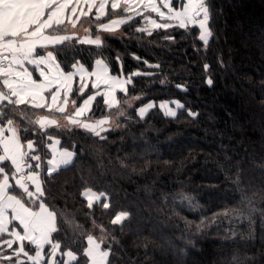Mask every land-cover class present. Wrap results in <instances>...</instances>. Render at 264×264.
Segmentation results:
<instances>
[{
  "label": "trees",
  "instance_id": "obj_1",
  "mask_svg": "<svg viewBox=\"0 0 264 264\" xmlns=\"http://www.w3.org/2000/svg\"><path fill=\"white\" fill-rule=\"evenodd\" d=\"M204 4L207 44L196 24L149 31L143 15L128 20L109 7L94 21L101 26L121 14L117 34H102L98 44L65 39L53 46L64 72L76 63L91 70L102 59L111 75L126 78L115 106L96 93L88 112L97 121L121 108L116 127H43L32 120L41 109L1 103L0 124L11 119L21 141H32L25 171L39 173L42 191L33 198L21 190L17 162L7 159H0V181L7 176L6 192L30 211L41 202L54 213L57 264H89L90 235L108 252L105 264H264V0ZM89 29L96 35L95 25ZM53 138L73 157L48 172ZM89 192L97 200L89 202ZM24 226L11 219L0 240ZM17 247L0 246V264H33L16 258ZM68 251L74 257L66 263ZM42 253L46 264L49 244Z\"/></svg>",
  "mask_w": 264,
  "mask_h": 264
},
{
  "label": "rangeland",
  "instance_id": "obj_2",
  "mask_svg": "<svg viewBox=\"0 0 264 264\" xmlns=\"http://www.w3.org/2000/svg\"><path fill=\"white\" fill-rule=\"evenodd\" d=\"M16 1L18 2L15 3ZM172 1L173 0H75L74 3L73 0H1L0 26L1 29L5 30L4 32H7L6 35H8L3 38L0 37V59H5L7 61V66L4 68H0V81L3 78L5 80L0 82V92L11 99L8 102L16 105V103H14L12 100V97L16 95L15 88L17 89L16 91L20 95H22L24 85L21 83H25L27 80L26 78L31 76L30 71L29 73H23L17 80L13 79L14 76L9 77L4 73H6V71L11 68L21 67V65L26 66L24 60H29L30 63L33 64L32 67L34 70L31 69V73H33L34 71L36 72V70H40L44 66H50L51 70L53 71V68L50 64H53L54 59L56 60L53 51V45H57L58 42H55V40L62 42L65 39H75L86 44H98L101 41L102 34H117L123 20L121 14L113 15L107 21L102 23L101 26H99V23L97 21H94L96 20V18L106 16V11L107 8L109 10V7L111 8L110 10L115 9L117 11L125 12V16L123 17H127L126 19L128 20L131 17L143 15L144 25L149 31L157 27H168L171 25H179L184 27L188 24H196L199 28L200 39L202 35L207 36L205 28H208V14L206 5L204 4V0H178L177 5L181 4V9H176L172 5ZM28 8H30V10H27ZM10 14H13L12 19L8 17ZM5 16H7L8 18L6 17L5 22L1 23L3 22ZM90 17L93 18V20H91ZM91 23L96 26V35L94 36L90 34L89 26L91 25ZM11 24L13 27L11 26ZM36 25H38L37 28L42 34H44L43 37L45 38L40 43L41 45L39 47L36 48L34 46H31L30 48H24L20 45H17V47L13 46L16 41L17 44H19L21 40L27 37L30 38L28 36L29 31L32 28L36 27ZM27 32L28 34L24 35ZM32 34H34V32H32ZM33 37V42H36L37 36L35 35ZM28 50H31V53H28ZM18 53H21V55L19 56ZM19 61L20 65H17ZM77 66L83 67L81 64L79 65L76 63L74 64L72 70H75V67ZM26 67L30 69L29 66ZM91 70L86 71L89 73V71ZM94 73L96 76L94 80H92L97 83V88L89 86L85 87L86 85H83L85 81H81L83 78L81 73L78 74V77H75L73 88L70 90V96L73 97V107L71 108V110L66 109V112L64 114L70 117L68 118V120L64 116L55 118V114H63L61 112L52 111L51 109L46 110L44 107H39V105L36 106V103L34 102L26 101V103L22 105H33L37 109H41L42 111H44L43 113H36L35 116L32 117V120L34 122L43 127H46L48 125H56L60 127L64 126L65 124L77 125V122H80V124L82 123L85 128L91 131L103 130L106 126L116 127V116L121 114V108L118 109L115 116L108 119L103 118L97 121L87 119L89 111L87 112L86 108H82L78 112L75 108V105H79L84 97L87 96L85 91L88 89L92 91L89 92L90 94H100L103 97L105 105L107 107L108 105H113L116 103L118 91H125L127 83L126 78L123 76L111 75L108 71L106 63L102 59H97L95 61L93 74ZM77 95H82V98H78ZM126 102L127 104L131 105L135 102V98L131 97L127 99ZM150 106L151 104L140 107L139 114H144ZM159 106L163 109L165 108L166 114L173 115L175 112L166 102L159 103ZM26 109L27 107L25 108V110ZM70 111H73L75 114L72 115ZM7 122L0 125L3 128L7 126V130L10 131L12 135L10 136L8 134L9 132H7V135L0 133V141H4V146H6L5 150L8 152L10 149H15L17 146H19L20 148V142L15 140H18V136L20 141L21 138L20 128L18 127L19 125L14 123V121H12L11 119H9ZM56 122L57 124H54ZM1 126L0 129L2 128ZM12 131H15L16 135H14ZM9 154H11V156L6 157L8 159H13V156H18L15 152H10ZM27 156L28 153L24 154L22 160H25ZM21 174L24 175L23 173ZM21 178L22 177L20 176H16V178H14L16 185L20 183ZM9 185L10 182L7 176L3 181H0V200H2L5 205H10L12 203L10 202V200H12V198H15L12 197L13 195H10L6 192ZM17 186L21 190L22 187H25L24 190L29 191L28 194H30V197L34 193V188L32 186L28 187L26 183L24 185L19 184ZM28 188H30V190ZM92 196H89V194H87L86 197L89 202L94 201V199L96 198ZM15 199L18 200L17 198ZM95 200H97V198ZM38 209L39 206L34 211H30V209L27 208L28 211L26 210V214H17L18 216L23 218L22 221H24V223L26 221L27 224V221L28 223L30 222L33 216H35V213L38 211ZM39 217L44 223L47 222L46 224H49V222L55 219L54 213L49 209L47 211H44L42 209V212L39 213ZM53 230L54 224L52 227V231ZM5 231L0 232V237L2 236L1 233H5ZM52 231H50V235ZM10 236L11 238L0 240V246H3L7 249L11 248L12 250L13 242H16L18 247L17 249L15 248L13 250L17 256L16 258H18L19 256L22 257L24 255L33 264H44L40 260L44 257L42 253L44 247L49 244V256L46 264H57L55 255L58 253V244L55 242H51V236L47 238L48 242L45 244L44 241H38V237L33 238L34 240L29 239L27 232L23 229L19 230L14 228ZM22 241H28L30 247L35 248V252L29 254L28 252L23 250L24 245ZM88 245L89 249L87 252L89 256V264H105L108 252L106 251V249H103L100 246V242L95 239L94 236L90 235L88 237ZM10 254L11 253H9L8 255ZM73 257L74 253L68 251L65 257L66 263L72 261Z\"/></svg>",
  "mask_w": 264,
  "mask_h": 264
},
{
  "label": "crops",
  "instance_id": "obj_3",
  "mask_svg": "<svg viewBox=\"0 0 264 264\" xmlns=\"http://www.w3.org/2000/svg\"><path fill=\"white\" fill-rule=\"evenodd\" d=\"M17 2L18 1H16L15 3H17ZM181 7L182 6L179 5L177 8L176 7L175 8L181 9ZM27 10H30V8H28ZM6 17L7 16L4 17L3 22H1V23L5 22ZM8 17L10 19H12L13 14H10ZM11 26H12V24H11ZM37 26L38 25H36V27L32 28L29 31V34H28V32L26 34H24V35L28 34V36L30 37V38L27 37L28 40H27V38H25V39L21 40V42H19V44H17V41H16L13 44V46L17 47V45H20L21 47H24V48H30L31 46H34L36 48L39 47L41 45L40 43L45 38L43 37L44 34H42L39 31ZM6 29H7V27H6ZM4 31L5 30L1 29V26H0V37L1 38L8 35V34L6 35L7 32H4ZM25 31H27V30H25ZM32 32H34V34H32ZM35 35L37 36V40H36V42H33V40H34L33 36H35ZM55 42L60 43L57 40H55ZM28 53H31V50H28ZM18 55L20 56L21 53H18ZM24 61H25L26 66H29L30 69H28V67H26L24 65H21V67H15V68L8 69V71H6V73H4L9 77L14 76L13 79L17 80L21 77V75L23 73H29V71H30L31 76L26 78L27 80L25 83H21L24 85L22 95H20L16 91L17 89L15 88V94L16 95L12 97V100L14 103H16V106H18V105L22 106V104L26 103V101L27 102H34V103H36L35 104L36 106L39 105V107H44L46 110L51 109L52 111L61 112L63 115H59L57 117L64 116L68 120V118H70V117H68L64 114L66 112V109L71 110V108L73 107L72 106L73 105V100H72L73 97L70 96V90L73 88L75 77H78V74L81 73L83 76L81 81H85L83 84V85H86L85 87L89 86V87L97 88L96 87L97 83H95L93 81L95 76H96L95 73L93 74L94 66L92 68L93 72L91 70V71H89V73L85 70V68L78 67V66H77L78 68L75 67V70H72L69 72H64L60 68V66L58 65L57 61L54 59L53 64H50L53 68V71L51 70L50 66H44L40 70H38V71L36 70V72L34 71L33 73H31V69L34 70L32 67L33 64L30 63L29 60H24ZM17 65H20V61ZM1 81H5L4 78ZM79 85H80V83H79ZM12 90H14V89H12ZM12 90H11V92H12ZM95 95H96V93H94V94L89 93V94H87V96L84 97V99L81 101V103L79 105H75L77 112L79 110H81L82 108H86V110L88 112L90 110V107H91V104L94 100ZM78 98H82V95H79ZM10 100H11L10 98L6 97L2 92H0V105L2 102L10 101ZM15 100H16V102H15ZM29 100H32V101H29ZM116 104H117V101L113 105H116ZM113 105H108V107H112ZM70 113L72 115L75 114L73 111L72 112L70 111ZM69 120H71V119H69ZM1 129H0V133L7 135V132H9L8 134L10 136L12 135V133L7 130V126H5L4 128L2 127ZM12 132L14 135H16L15 131H12ZM15 141L20 142V148H19V146H17L15 149H12L13 151L10 149L8 152L5 150L6 146H4V141H0V147L2 148V155H1L0 159L1 160L7 159V160H10L11 162H14V161L17 162V166L16 165L13 166L15 173H16V174L14 173V178H16V176L22 177L20 183H18L17 185H19V184L24 185L26 183L28 187L32 186L34 188L33 189L34 193H33V195H31V197L37 198L41 194V191H42L41 177H40L38 172L25 171L26 170L25 169L26 165L24 164L25 160H22L24 154L30 152V150L32 149V147H33L32 141H26L23 143L22 141H20L19 136H18V140H15ZM47 148L49 150V160L47 161V169H48L47 171L48 172L56 169L60 165H63V164L70 162L72 157H73V153L70 150L61 148L60 142L56 138H53L52 140L49 141V143L47 144ZM10 152L11 153L15 152L16 155H18V156H13L14 157L13 159L6 158V157L11 156V154H9ZM21 173H23L24 175H22ZM24 189H25V187H22V190H24ZM28 189L30 190V188H28ZM24 192L30 196V194H28V192H29L28 190L27 191L24 190ZM89 196L97 198V195L94 194L93 192H89ZM12 197H14V196H12ZM10 202H12L10 205H7V204L5 205L3 203V201L0 200V206H1V208H0V232L7 230L9 222L11 219H15L16 221L21 222V223L24 222V221H22L23 218L18 216L17 213L26 214L27 207H24V205L21 202H19V200H16L15 198H12V200H10ZM42 209L44 211L48 210L47 207L43 203L40 202L39 203V209L35 213V216H33V218L30 220L29 223L27 221L28 225L26 224V221H25L24 230L27 232L29 239H33L35 237H38L39 238L38 241H40V242L44 241V244H45L48 242L47 238L50 236V231H52L54 220L49 222V224H46L47 222L44 223L41 220V218L39 217V213L42 212Z\"/></svg>",
  "mask_w": 264,
  "mask_h": 264
},
{
  "label": "snow or ice",
  "instance_id": "obj_4",
  "mask_svg": "<svg viewBox=\"0 0 264 264\" xmlns=\"http://www.w3.org/2000/svg\"><path fill=\"white\" fill-rule=\"evenodd\" d=\"M73 2L75 3V0H73ZM205 31L207 32V36L202 35L201 39L204 41L205 44H207L208 43V37H210L212 35V33H211L210 29H208L207 27L205 28ZM208 83L210 85L212 83V81L209 79ZM201 224H203V221L201 222ZM198 228H199V226H198Z\"/></svg>",
  "mask_w": 264,
  "mask_h": 264
},
{
  "label": "built area",
  "instance_id": "obj_5",
  "mask_svg": "<svg viewBox=\"0 0 264 264\" xmlns=\"http://www.w3.org/2000/svg\"><path fill=\"white\" fill-rule=\"evenodd\" d=\"M7 66V61L5 59H0V68H4Z\"/></svg>",
  "mask_w": 264,
  "mask_h": 264
}]
</instances>
